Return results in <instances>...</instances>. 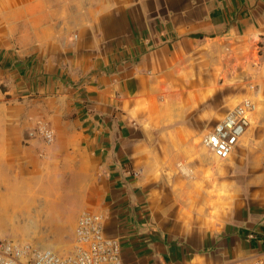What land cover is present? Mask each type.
<instances>
[{
    "label": "crops",
    "instance_id": "crops-1",
    "mask_svg": "<svg viewBox=\"0 0 264 264\" xmlns=\"http://www.w3.org/2000/svg\"><path fill=\"white\" fill-rule=\"evenodd\" d=\"M0 24V212L50 202L63 224L100 211L123 264H220L264 250V207L215 244L190 238L158 206L147 179L161 177L131 162L142 150L135 91L191 40H260L264 0H0ZM35 105L52 110L47 148L23 143Z\"/></svg>",
    "mask_w": 264,
    "mask_h": 264
},
{
    "label": "rangeland",
    "instance_id": "rangeland-1",
    "mask_svg": "<svg viewBox=\"0 0 264 264\" xmlns=\"http://www.w3.org/2000/svg\"><path fill=\"white\" fill-rule=\"evenodd\" d=\"M259 43L239 36L191 40L175 47L135 91L132 122L142 150L131 162L148 177H161L147 179L158 206L168 213L176 231L190 238L204 234L215 244L222 231L238 228L249 211L264 207V74L259 67ZM246 97L255 104L250 115L254 122L230 157L218 159L205 146L204 137ZM49 106L46 110L34 106L23 138L36 119L54 129L47 115L52 111ZM90 191L92 202L96 188ZM77 198L83 199L84 193L79 190ZM75 219L52 223L56 219L50 202L30 212H0V235L68 250Z\"/></svg>",
    "mask_w": 264,
    "mask_h": 264
},
{
    "label": "built area",
    "instance_id": "built-area-1",
    "mask_svg": "<svg viewBox=\"0 0 264 264\" xmlns=\"http://www.w3.org/2000/svg\"><path fill=\"white\" fill-rule=\"evenodd\" d=\"M259 42V67L264 74V33ZM254 109L253 100L246 97L215 122L204 137L205 146L214 156L230 157L246 132ZM54 139V129L43 119H36L23 138L26 144L39 143L43 147L51 145ZM121 250L120 240L106 232V215L90 209L77 215L68 250L0 235V264H123ZM221 264H264V250Z\"/></svg>",
    "mask_w": 264,
    "mask_h": 264
},
{
    "label": "bare ground",
    "instance_id": "bare-ground-1",
    "mask_svg": "<svg viewBox=\"0 0 264 264\" xmlns=\"http://www.w3.org/2000/svg\"><path fill=\"white\" fill-rule=\"evenodd\" d=\"M252 122H254V117H250V123H252ZM218 159H220V158H218ZM221 160H224V159H221Z\"/></svg>",
    "mask_w": 264,
    "mask_h": 264
}]
</instances>
